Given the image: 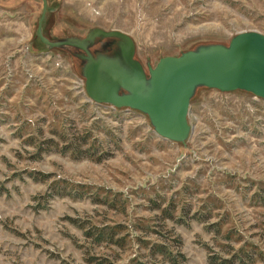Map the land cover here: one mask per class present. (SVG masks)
I'll return each mask as SVG.
<instances>
[{
    "label": "rangeland",
    "instance_id": "obj_1",
    "mask_svg": "<svg viewBox=\"0 0 264 264\" xmlns=\"http://www.w3.org/2000/svg\"><path fill=\"white\" fill-rule=\"evenodd\" d=\"M42 1L0 0V264H264V100L198 87L190 138L165 141L141 112L86 97L82 50L37 35ZM46 2L49 40L117 29L145 67L264 34V0Z\"/></svg>",
    "mask_w": 264,
    "mask_h": 264
},
{
    "label": "water",
    "instance_id": "obj_2",
    "mask_svg": "<svg viewBox=\"0 0 264 264\" xmlns=\"http://www.w3.org/2000/svg\"><path fill=\"white\" fill-rule=\"evenodd\" d=\"M39 19L37 35L51 48L63 45L83 51L81 73L85 94L98 105L137 110L147 116L153 132L165 141L184 143L191 136L188 120L191 99L198 87L227 92L240 90L264 100V34L244 31L226 45L201 44L160 58L154 66H143L135 58L132 36L117 29L92 28L88 37L51 41L42 33ZM114 39L111 52L92 53L90 45L98 39Z\"/></svg>",
    "mask_w": 264,
    "mask_h": 264
},
{
    "label": "trees",
    "instance_id": "obj_3",
    "mask_svg": "<svg viewBox=\"0 0 264 264\" xmlns=\"http://www.w3.org/2000/svg\"><path fill=\"white\" fill-rule=\"evenodd\" d=\"M97 229V228H96ZM98 230V231H97ZM95 231H87L85 232L87 237H92V236H96L95 240L99 241V242H110V243H115L118 244L119 240L114 239L115 233L109 230H103V229H97ZM251 255H249L248 259L251 258ZM217 257L214 256H209V264H245L244 260L240 257H238V255H236L235 257H229V258H223L220 259L219 261L216 260Z\"/></svg>",
    "mask_w": 264,
    "mask_h": 264
},
{
    "label": "flooded vegetation",
    "instance_id": "obj_4",
    "mask_svg": "<svg viewBox=\"0 0 264 264\" xmlns=\"http://www.w3.org/2000/svg\"><path fill=\"white\" fill-rule=\"evenodd\" d=\"M81 53H83V51H81ZM81 53H77V57H79L81 59V57L79 56ZM82 60V59H81Z\"/></svg>",
    "mask_w": 264,
    "mask_h": 264
}]
</instances>
